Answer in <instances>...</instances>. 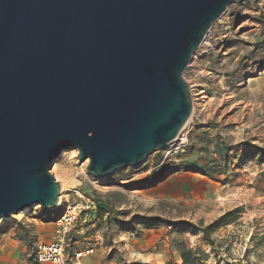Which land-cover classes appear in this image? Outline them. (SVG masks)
Here are the masks:
<instances>
[{
    "label": "water",
    "instance_id": "95a60500",
    "mask_svg": "<svg viewBox=\"0 0 264 264\" xmlns=\"http://www.w3.org/2000/svg\"><path fill=\"white\" fill-rule=\"evenodd\" d=\"M243 1L0 0V219L58 207L50 170L68 149L105 178L175 141L183 73Z\"/></svg>",
    "mask_w": 264,
    "mask_h": 264
},
{
    "label": "rangeland",
    "instance_id": "374dc122",
    "mask_svg": "<svg viewBox=\"0 0 264 264\" xmlns=\"http://www.w3.org/2000/svg\"><path fill=\"white\" fill-rule=\"evenodd\" d=\"M183 79L192 114L177 139L138 167L105 178L89 176L76 150L62 152L50 170L62 187L60 206L48 215L37 206L21 220H2L0 264H37L36 244L53 231L47 218L58 217L66 201L84 207L66 240L69 258L88 247L101 264H181L177 248L184 244L207 256L203 264H264V0L230 5ZM193 167H214L215 179ZM161 169L160 179L136 185ZM228 213L235 221L209 233L212 246L203 241L198 229ZM21 227L29 230L27 242L19 238Z\"/></svg>",
    "mask_w": 264,
    "mask_h": 264
},
{
    "label": "built area",
    "instance_id": "2783aa9c",
    "mask_svg": "<svg viewBox=\"0 0 264 264\" xmlns=\"http://www.w3.org/2000/svg\"><path fill=\"white\" fill-rule=\"evenodd\" d=\"M82 210L84 207L81 204L65 202L62 213L52 223L53 231L50 239L36 244L34 258L37 264H87L85 259L93 254L92 248L86 247L75 251L71 258L67 256L65 250L67 237Z\"/></svg>",
    "mask_w": 264,
    "mask_h": 264
},
{
    "label": "trees",
    "instance_id": "16d2710c",
    "mask_svg": "<svg viewBox=\"0 0 264 264\" xmlns=\"http://www.w3.org/2000/svg\"><path fill=\"white\" fill-rule=\"evenodd\" d=\"M228 151L227 148L219 150V157L223 158V153L225 154ZM208 166V164H207ZM211 169H214V167L212 168H199V169H195L194 167L192 168L193 172H197L200 173L202 175H204L205 177H208L209 179L213 180L215 179V176L210 172L212 171ZM164 174V169H161L158 174H156L155 176H148L146 178H144L143 180L139 181L136 183V185H145V184H152V182H154L156 179H160L162 177V175ZM218 175V174H215ZM98 205V204H97ZM98 207V211H97V216L98 218H103L106 214L105 210L103 208ZM44 213H49V211H43ZM48 215V214H47ZM59 217V216H58ZM58 217H54V216H48V220L46 222H54ZM235 221V218L233 216V214H226L223 217L219 218L216 222H214L211 226L208 227H200L198 229V231L201 233L202 235V240L207 242L209 245H213V241L210 239L209 237V233L211 232H215L219 227L221 226H226L228 224H231ZM149 224L146 225L147 228H150L148 226ZM183 225L187 226V232L191 233V234H195V230H193L192 228H190L189 224H185L183 223ZM20 226V224L18 225ZM189 227V229H188ZM4 233V228L0 227V235ZM29 230L25 227H21V234H19V238L20 240H22L23 242H27V239L30 237L29 236ZM177 252L179 253V257L181 260V264H203L204 259L207 257L205 254H203L201 251L199 250H191V249H187L186 246L184 244H180V246H178L177 248ZM167 264H172V263H167Z\"/></svg>",
    "mask_w": 264,
    "mask_h": 264
},
{
    "label": "bare ground",
    "instance_id": "6f19581e",
    "mask_svg": "<svg viewBox=\"0 0 264 264\" xmlns=\"http://www.w3.org/2000/svg\"><path fill=\"white\" fill-rule=\"evenodd\" d=\"M52 172H54V171L52 170ZM54 178H55V180L59 181V179H58L57 176H55ZM61 192H62V187L60 188V193ZM35 207H37V205H34L31 208H25L24 210H22V211H20V212H18L16 214H14V215H11L8 218H1L0 219V224H1V221L2 220H21V219H23L28 214L29 210H31L32 208H35Z\"/></svg>",
    "mask_w": 264,
    "mask_h": 264
},
{
    "label": "crops",
    "instance_id": "0c3cea01",
    "mask_svg": "<svg viewBox=\"0 0 264 264\" xmlns=\"http://www.w3.org/2000/svg\"><path fill=\"white\" fill-rule=\"evenodd\" d=\"M101 259L102 258L100 256L97 257V256L91 255L89 258H86L85 261L87 262V264H101ZM108 263H111V262H108ZM103 264H107V263H103Z\"/></svg>",
    "mask_w": 264,
    "mask_h": 264
}]
</instances>
